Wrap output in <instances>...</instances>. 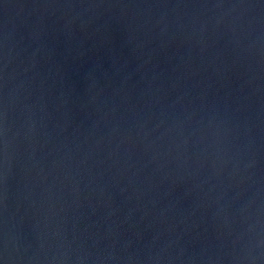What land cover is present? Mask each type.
I'll list each match as a JSON object with an SVG mask.
<instances>
[{
    "label": "water",
    "instance_id": "water-1",
    "mask_svg": "<svg viewBox=\"0 0 264 264\" xmlns=\"http://www.w3.org/2000/svg\"><path fill=\"white\" fill-rule=\"evenodd\" d=\"M0 264H264V0H0Z\"/></svg>",
    "mask_w": 264,
    "mask_h": 264
}]
</instances>
